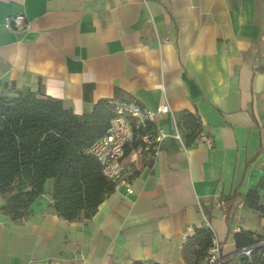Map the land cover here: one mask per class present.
<instances>
[{
    "label": "crops",
    "instance_id": "0c3cea01",
    "mask_svg": "<svg viewBox=\"0 0 264 264\" xmlns=\"http://www.w3.org/2000/svg\"><path fill=\"white\" fill-rule=\"evenodd\" d=\"M15 14L21 26H7ZM6 84L40 86L77 114L134 99L166 135L152 159L140 148L125 157L141 165L90 218L49 209L52 179L28 217L0 209V264H185L200 226L238 256L230 218L241 196L228 221L223 197L263 172L264 0H0V92ZM185 109L208 141L185 145L175 125Z\"/></svg>",
    "mask_w": 264,
    "mask_h": 264
},
{
    "label": "trees",
    "instance_id": "16d2710c",
    "mask_svg": "<svg viewBox=\"0 0 264 264\" xmlns=\"http://www.w3.org/2000/svg\"><path fill=\"white\" fill-rule=\"evenodd\" d=\"M114 101L100 98L89 112L77 114L61 99L29 87L15 88L6 84L0 92V209L13 221L31 214V204L45 193V183L52 179L49 209L59 217L72 221L90 218L116 182L101 170L89 146L106 130L114 115ZM126 101V100H118ZM133 138L124 146V156L143 144L142 136L155 132V123L146 119L137 124L128 117ZM175 125L186 146L197 143L202 123L197 113L182 110ZM137 170H134V174ZM264 218V167L257 183L244 194L223 197L226 220L234 200ZM205 213L209 211L204 208ZM235 250L264 242V235L240 228L232 233ZM214 234L207 226L195 227L182 245L185 264H203ZM252 258L238 255V264H264V243L251 250ZM230 257L220 264H230ZM133 264H158L135 260Z\"/></svg>",
    "mask_w": 264,
    "mask_h": 264
},
{
    "label": "built area",
    "instance_id": "2783aa9c",
    "mask_svg": "<svg viewBox=\"0 0 264 264\" xmlns=\"http://www.w3.org/2000/svg\"><path fill=\"white\" fill-rule=\"evenodd\" d=\"M21 21V14L10 15L5 18V24L9 27H20ZM167 110V104H163L158 108V111L164 112ZM128 117L135 118L137 124H140L146 119L154 121L155 112L146 109L134 99L114 101V115L110 118L105 132L88 148V151L98 160L104 175L115 182L127 180L128 175L132 174L141 165L139 161H142V158L141 160L134 159L132 155L128 159H125L124 156V146L133 138V129ZM165 135L166 133L155 124L154 134L142 136L143 144L138 147L140 148V153H146L145 158L148 160L152 159L157 152L160 140ZM176 135L180 137L178 132ZM200 139L208 141L207 137L203 135L200 136ZM127 190L130 191L129 186H127ZM237 230L239 228H233L232 232ZM263 243L261 242L255 246L238 250L239 252L236 254L245 255L248 259H251V250ZM227 258H229V255H224L221 252L219 244L213 238L207 254L203 259V264H220Z\"/></svg>",
    "mask_w": 264,
    "mask_h": 264
},
{
    "label": "rangeland",
    "instance_id": "374dc122",
    "mask_svg": "<svg viewBox=\"0 0 264 264\" xmlns=\"http://www.w3.org/2000/svg\"><path fill=\"white\" fill-rule=\"evenodd\" d=\"M237 200L234 204V208L232 209V214L230 218V222L234 224L233 227L239 229H250L249 227H251L254 228V230L252 231H254L256 234L264 235V227L260 224L262 218L257 214L254 209L246 207L242 203V200ZM230 264H238V257H232L230 259Z\"/></svg>",
    "mask_w": 264,
    "mask_h": 264
},
{
    "label": "water",
    "instance_id": "95a60500",
    "mask_svg": "<svg viewBox=\"0 0 264 264\" xmlns=\"http://www.w3.org/2000/svg\"><path fill=\"white\" fill-rule=\"evenodd\" d=\"M239 251L238 250H236L234 253H232L231 255H234V254H236V253H238Z\"/></svg>",
    "mask_w": 264,
    "mask_h": 264
}]
</instances>
